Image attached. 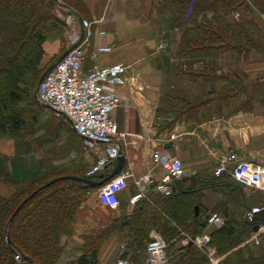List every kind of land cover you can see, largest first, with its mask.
<instances>
[{
    "label": "trees",
    "instance_id": "16d2710c",
    "mask_svg": "<svg viewBox=\"0 0 264 264\" xmlns=\"http://www.w3.org/2000/svg\"><path fill=\"white\" fill-rule=\"evenodd\" d=\"M256 9L264 10V0L160 1V10L168 15L170 28L180 31L179 55L211 51L264 52L262 32L252 26L258 18ZM59 10L83 18L86 4L84 0H0V138L15 139L18 151H23L22 157L16 154L12 158L0 152V183L13 186L9 195L0 192V264H60L67 240L73 234L77 211L89 193L99 188L72 178L46 185L65 175L98 179L99 174L87 175L89 163L86 161L74 158L55 163L83 146L66 117L70 128L63 122L59 125L63 138L59 148L54 145L50 156L39 159L40 164L34 161L27 164L24 157L26 152L35 150L34 142L40 139L30 132L38 120L36 106L45 108L34 96L40 78L49 68L44 65L45 43L70 30ZM169 69L170 73H220L218 70H222L210 63H205L202 69L193 68L192 63L186 67L171 65ZM252 86L232 79L221 90L213 87V92L219 99L245 92L247 97L240 109L246 104L264 102V83ZM232 90L237 92L233 95ZM222 176H216V182ZM174 182L170 195L149 193L131 212L115 218L102 232L84 236L81 254L75 262L99 264L101 247L110 237L119 235L120 256L130 264H149L147 245L155 229L167 242L164 264H207L206 247L194 241L187 245L182 242L186 237L195 239L205 232L210 235L208 245L222 257L220 264H264V253L257 254L250 245H241L251 232L252 226L247 221H224L221 226L209 228L196 215L193 190L185 191L178 181Z\"/></svg>",
    "mask_w": 264,
    "mask_h": 264
},
{
    "label": "crops",
    "instance_id": "0c3cea01",
    "mask_svg": "<svg viewBox=\"0 0 264 264\" xmlns=\"http://www.w3.org/2000/svg\"><path fill=\"white\" fill-rule=\"evenodd\" d=\"M160 1L84 0L85 16L80 18L76 15L78 20L75 24L78 26L80 19L93 23V34L84 53V71L96 62L100 66L115 63L128 66L125 82L118 87L122 103L115 117L119 129L128 133L122 143L126 161L120 172L129 171L133 176L128 178L127 187L119 193L120 204L116 208L99 199L98 189L89 193L76 213L73 234L67 240L60 264H77L75 261L81 254L84 236L102 232L115 218L132 211L134 205L129 198L137 191L135 177L153 173L154 183L147 196L159 193L153 186L163 177L164 171L155 162L156 149H164L182 159L186 174L174 183L178 181L185 191L193 190L198 218L218 213L224 221H247L252 228L242 245H261L264 238V228L261 232L255 230L256 223L246 219L250 207L264 205L263 190L244 188L231 174L238 162L264 165V102H253L239 109L247 97L245 92L234 95L237 90H232L234 96L221 99L213 92V87L221 90L232 79L253 88L252 84L264 80V73L169 72L171 65L186 67L189 63L195 69H202L205 63L214 64L220 59H228V54L236 60L246 57L258 60L260 55L254 50L242 54L233 51L177 54L180 31L170 28L168 15L160 10ZM101 30L106 34L101 35ZM68 35L65 31L62 36L46 41L45 62L49 57L61 58L71 48ZM100 45H109L113 49L109 53H100ZM250 65L252 69L249 71L255 72L257 67L254 65L257 64L252 62ZM218 75L223 76L218 78ZM6 142H10L7 146L10 150L4 152L3 145L0 152L10 158L16 154L22 157L23 151H18L15 139L9 138ZM26 153L27 164L33 161L40 164L42 157L37 156L35 150ZM100 154V150H86L83 145L79 150L71 151V159L92 164ZM230 154L234 158L228 163V171L216 182L215 168ZM116 164L117 159L110 161L99 175L112 171ZM206 223L209 228L215 227ZM153 234L161 235L155 229L151 231ZM204 234L210 238L208 232ZM260 248L254 246L252 251L257 254L264 252V248ZM121 250L119 235L110 237L100 249L99 263L116 255L117 264Z\"/></svg>",
    "mask_w": 264,
    "mask_h": 264
},
{
    "label": "built area",
    "instance_id": "2783aa9c",
    "mask_svg": "<svg viewBox=\"0 0 264 264\" xmlns=\"http://www.w3.org/2000/svg\"><path fill=\"white\" fill-rule=\"evenodd\" d=\"M73 17L72 15H70ZM76 20L72 21L68 39L70 50L51 66L38 84V96L43 103L53 107L57 116L66 117L75 132L81 138L86 150H100L99 158L87 172L92 176L103 171L106 165L119 157L122 153V143L127 132L118 127L115 117L117 108L122 103L118 87L125 82L127 65L122 63L100 66L95 63L88 71H84L86 45L93 34L92 21L80 19L79 26ZM101 35L106 34L100 31ZM109 45H100V53L112 51ZM103 147V150H102ZM234 156L228 155L215 168V176H221L228 171V163ZM155 162L162 167L163 177L155 184L154 190L170 195L173 192V182L185 176L186 170L182 159L172 156L164 149L154 151ZM231 174L234 179L251 189H261L264 192V165L242 161L236 163ZM133 176L129 171L120 172L108 180L98 189V197L105 204L116 208L120 204L119 193L128 184V178ZM137 191L130 196L129 202L135 205L147 197L149 189L154 183L153 173L148 172L135 177ZM264 201V197H263ZM264 209V205H254L246 212V219L257 223V214ZM207 222L211 225L221 226L224 218L218 213L208 215ZM264 226H259L258 231H263ZM147 245L149 264H164L167 260V242L159 234H153ZM210 238L204 234L195 239H183V244L195 242L201 247H206L209 256L207 264H220L221 256L216 254L214 248L208 245ZM122 254V252H121ZM19 258V255L16 256ZM117 264H130L129 260L120 256Z\"/></svg>",
    "mask_w": 264,
    "mask_h": 264
},
{
    "label": "rangeland",
    "instance_id": "374dc122",
    "mask_svg": "<svg viewBox=\"0 0 264 264\" xmlns=\"http://www.w3.org/2000/svg\"><path fill=\"white\" fill-rule=\"evenodd\" d=\"M244 10V8L242 9ZM246 12V10L244 11V13ZM59 15L62 17V19L65 21L66 23V28L69 25L71 27V23L74 20H78V18L76 17L75 14L71 13V14H65L62 13L59 10ZM247 13V12H246ZM256 13L258 15V18L255 19L254 16V23L252 26L254 27V29H258L260 32H262V38L264 39V10H258L256 9ZM70 15H72L73 17H71ZM254 15V14H253ZM248 16H250L248 14ZM67 31V30H66ZM264 42V41H263ZM264 45V43H263ZM225 53V52H224ZM229 53V52H228ZM258 60H256V58L253 60V57H246L244 59L239 58V59H235L232 54H228V59H220L219 61H216V63L214 62V65H218L222 70H218L220 73L221 71H223V73H233V72H237V73H264V52H260L258 53ZM60 58L58 56H54V57H49L44 65H49V67L53 66ZM252 62H254L257 65L256 66L257 69L255 72L254 71H249V69H252L250 66V64H252ZM259 67V68H258ZM264 83V80H260L259 83ZM36 114L38 117V120L36 122L33 123V127H32V131L30 133H33L35 137L40 138L37 141L39 142H34V149H35V154L39 157H45L46 155L50 156V153L52 152V148L54 147V145L56 147H60L62 145L61 141L63 140L62 135H60V131H59V125H61V122L65 123L67 126L70 128V125L68 124L69 122L67 121V119L65 117L62 116H57L55 115L53 112H51L50 109L48 108H41L39 106H36ZM65 127V128H66ZM65 135V134H64ZM7 137H3L0 140V146H3V148H5L6 151L4 152H8V150H10L7 146L9 145L7 141ZM35 139V138H32ZM50 139V140H49ZM9 141V140H8ZM43 143V146L39 145V143ZM3 150V149H2ZM15 152H17V147L14 148ZM71 151L69 153L68 156L65 157V159H58L55 161V163H60L61 161L64 162H68L71 161ZM94 163V162H93ZM89 163L88 165V169L89 166L93 165ZM13 191L12 185L11 184H6V183H0V192L4 195H9L11 194ZM261 239V238H260ZM242 245V244H241ZM255 247H261L260 249H262V247L264 248V238L262 239V243L261 245L259 244H254ZM254 246L251 247V249L254 248ZM264 253V252H262ZM116 259L117 256L114 255L112 258H109L106 261H102L99 264H116ZM64 263V262H63Z\"/></svg>",
    "mask_w": 264,
    "mask_h": 264
},
{
    "label": "water",
    "instance_id": "95a60500",
    "mask_svg": "<svg viewBox=\"0 0 264 264\" xmlns=\"http://www.w3.org/2000/svg\"><path fill=\"white\" fill-rule=\"evenodd\" d=\"M70 50V49H69ZM66 51L67 52H69ZM65 53V54H66ZM46 71L43 73L42 77L40 78L39 82L42 80L43 76L45 75ZM37 90H38V85L36 87V90L34 91V96L35 98L38 100L39 103H41L43 106L49 108V109H53L52 106L46 104V103H43L39 98H38V93H37ZM125 161H126V156L124 155V153L122 152L119 157L117 158V164L116 166L114 167V169L108 173H103V174H100L99 175V179H91V178H88V177H81V176H77V175H65V176H59V177H56L52 180H50L48 183H46V185H49V184H52L60 179H64V178H72V179H75V180H78V181H81L83 183H87V184H90V185H93V186H101L103 185L104 183H106L108 180H110L111 178L115 177L118 173H120V171L123 169L124 167V164H125ZM36 191H34L32 194H30L20 205L19 207L16 209V211L13 213L12 217L15 216V214L17 213V211L20 209V207L29 199L31 198L34 194H35ZM196 215H198V207L196 206ZM207 217H202V216H199V219L203 221V223H206L207 221ZM257 218L258 220L260 221L259 223H256L254 229L255 230H258L260 224H264V209L262 211H260L258 214H257ZM7 239H8V242L11 243V240L9 238V235L7 234Z\"/></svg>",
    "mask_w": 264,
    "mask_h": 264
}]
</instances>
